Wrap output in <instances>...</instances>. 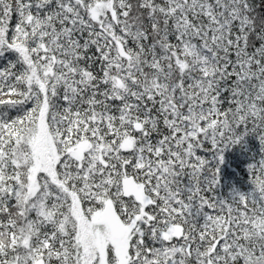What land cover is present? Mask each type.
<instances>
[{
  "label": "snow or ice",
  "instance_id": "1",
  "mask_svg": "<svg viewBox=\"0 0 264 264\" xmlns=\"http://www.w3.org/2000/svg\"><path fill=\"white\" fill-rule=\"evenodd\" d=\"M0 264H264V0H0Z\"/></svg>",
  "mask_w": 264,
  "mask_h": 264
},
{
  "label": "trees",
  "instance_id": "2",
  "mask_svg": "<svg viewBox=\"0 0 264 264\" xmlns=\"http://www.w3.org/2000/svg\"><path fill=\"white\" fill-rule=\"evenodd\" d=\"M243 145H235L224 152V162L220 167V185L217 192L220 196L228 197L233 187L247 190L248 184H243L247 178V165L253 158H258L260 153L259 141L255 136L245 138ZM242 156H241V155Z\"/></svg>",
  "mask_w": 264,
  "mask_h": 264
},
{
  "label": "rangeland",
  "instance_id": "3",
  "mask_svg": "<svg viewBox=\"0 0 264 264\" xmlns=\"http://www.w3.org/2000/svg\"><path fill=\"white\" fill-rule=\"evenodd\" d=\"M241 155V154H240ZM242 156V155H241ZM247 168V167H246ZM246 170H248V169H246ZM248 175H249V173H248ZM248 179H249V177L247 176V178L246 179H244V183L243 184H248V187H250V184L248 183Z\"/></svg>",
  "mask_w": 264,
  "mask_h": 264
}]
</instances>
